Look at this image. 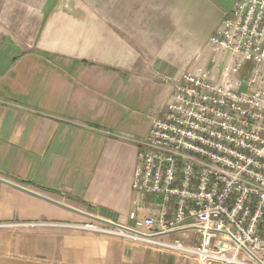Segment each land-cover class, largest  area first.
Listing matches in <instances>:
<instances>
[{
    "label": "crops",
    "instance_id": "0c3cea01",
    "mask_svg": "<svg viewBox=\"0 0 264 264\" xmlns=\"http://www.w3.org/2000/svg\"><path fill=\"white\" fill-rule=\"evenodd\" d=\"M233 1L0 0V264H205L75 225L157 214L131 187V131L142 109L162 114L168 77L230 62L209 38ZM153 238L199 233L188 220Z\"/></svg>",
    "mask_w": 264,
    "mask_h": 264
},
{
    "label": "built area",
    "instance_id": "2783aa9c",
    "mask_svg": "<svg viewBox=\"0 0 264 264\" xmlns=\"http://www.w3.org/2000/svg\"><path fill=\"white\" fill-rule=\"evenodd\" d=\"M209 43L230 62L219 76L197 67L168 77L171 99L135 140L131 187L157 199V214L130 211L132 226H75L162 245L205 264H264V0H234ZM245 63L253 66L242 75ZM188 220L199 233L195 245L153 238Z\"/></svg>",
    "mask_w": 264,
    "mask_h": 264
},
{
    "label": "rangeland",
    "instance_id": "374dc122",
    "mask_svg": "<svg viewBox=\"0 0 264 264\" xmlns=\"http://www.w3.org/2000/svg\"><path fill=\"white\" fill-rule=\"evenodd\" d=\"M261 68L262 70H264V66H262ZM142 110L143 111L139 113V116L137 117L138 118V123H137L138 129L131 131L134 135H139V136L144 135L145 136L151 126L153 119L155 118L154 116L152 117L150 116V120H149L147 109L144 108Z\"/></svg>",
    "mask_w": 264,
    "mask_h": 264
}]
</instances>
